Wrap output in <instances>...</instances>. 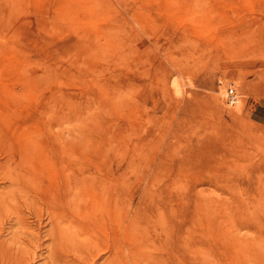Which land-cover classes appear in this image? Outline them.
<instances>
[{
	"label": "rangeland",
	"instance_id": "374dc122",
	"mask_svg": "<svg viewBox=\"0 0 264 264\" xmlns=\"http://www.w3.org/2000/svg\"><path fill=\"white\" fill-rule=\"evenodd\" d=\"M0 264H264V0H0Z\"/></svg>",
	"mask_w": 264,
	"mask_h": 264
},
{
	"label": "built area",
	"instance_id": "2783aa9c",
	"mask_svg": "<svg viewBox=\"0 0 264 264\" xmlns=\"http://www.w3.org/2000/svg\"><path fill=\"white\" fill-rule=\"evenodd\" d=\"M225 98L228 103H232L236 101L237 96H236L235 89L232 87H228L227 90L225 91Z\"/></svg>",
	"mask_w": 264,
	"mask_h": 264
},
{
	"label": "bare ground",
	"instance_id": "6f19581e",
	"mask_svg": "<svg viewBox=\"0 0 264 264\" xmlns=\"http://www.w3.org/2000/svg\"><path fill=\"white\" fill-rule=\"evenodd\" d=\"M58 249H59V247H57ZM53 257H54V255H53ZM58 257H61V256H58Z\"/></svg>",
	"mask_w": 264,
	"mask_h": 264
}]
</instances>
